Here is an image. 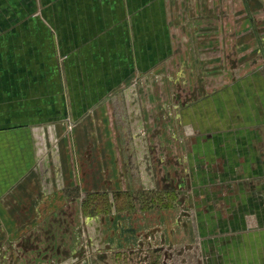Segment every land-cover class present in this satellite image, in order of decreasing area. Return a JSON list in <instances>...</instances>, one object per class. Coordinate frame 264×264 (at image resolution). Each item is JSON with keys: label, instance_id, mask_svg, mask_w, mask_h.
Masks as SVG:
<instances>
[{"label": "crops", "instance_id": "1", "mask_svg": "<svg viewBox=\"0 0 264 264\" xmlns=\"http://www.w3.org/2000/svg\"><path fill=\"white\" fill-rule=\"evenodd\" d=\"M211 4L0 0V238L34 235L40 212L81 211L88 193L116 188L136 157L121 150L125 125L143 150L137 162L151 158L150 94L121 89L184 62L190 47L179 36L200 32L194 23L186 32L184 21L215 20ZM212 76L205 84H216ZM179 99L192 102L178 106L186 122L175 147L188 148L189 173L202 182L192 194L206 192L221 218L211 244L223 264H264V77Z\"/></svg>", "mask_w": 264, "mask_h": 264}, {"label": "rangeland", "instance_id": "2", "mask_svg": "<svg viewBox=\"0 0 264 264\" xmlns=\"http://www.w3.org/2000/svg\"><path fill=\"white\" fill-rule=\"evenodd\" d=\"M210 6L215 20L200 16L184 21L189 34L191 23L200 28L197 34L179 36V43L190 47L184 62L137 77L121 89L150 94L151 100L144 102L153 110L146 125L151 158L137 162L143 150L133 147V134L125 125L121 150L136 154L135 163L130 158L125 165L130 167L127 177L109 191L88 193L81 211L40 212L34 235L26 228L22 236L1 237L0 264H223L211 244L221 218L209 210L206 192L192 194L202 182L189 173L188 148L175 147L186 122L178 116V106L192 102L179 96L189 93L193 98L212 86L218 90L239 76L264 77V0H214ZM213 28L214 39L206 35ZM184 75L186 83L179 80ZM212 75L216 84H205ZM160 141H166L164 146ZM215 162L222 173L220 159ZM202 166L207 170V164Z\"/></svg>", "mask_w": 264, "mask_h": 264}]
</instances>
